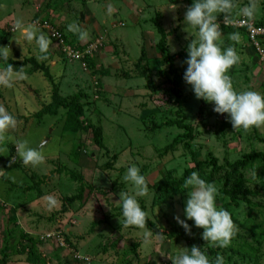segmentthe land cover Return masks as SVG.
I'll return each instance as SVG.
<instances>
[{
  "label": "rangeland",
  "instance_id": "374dc122",
  "mask_svg": "<svg viewBox=\"0 0 264 264\" xmlns=\"http://www.w3.org/2000/svg\"><path fill=\"white\" fill-rule=\"evenodd\" d=\"M190 3L191 0H0V21L2 25L6 24L2 33L5 30L11 33L9 40L4 42L11 47V57L22 60L23 56L35 54L33 48L32 52H28L31 45L22 40L19 45L13 39H20L10 30L17 18L36 22L40 29L46 28L50 32L58 29L67 39L64 42L66 48L57 40H52L48 59L39 61L42 66L46 64L49 67L51 81L43 72L27 64L26 71H22L23 79L15 81L11 88L0 86V106L13 114L17 121L16 128L8 135L27 139L31 147L41 146L45 157L36 168L25 166L16 157L14 143L8 141L4 145L5 151L1 152L7 157V165L0 160V168L5 171L0 174V196L4 198L7 195L11 204L24 202V207L18 210L26 207L37 210L30 219L33 229L28 228L29 232L60 233L59 241L48 238L41 246L42 253L47 257L43 264H62L64 261L70 264H172L167 255L175 254L178 248L188 247L187 240L177 242L164 236L163 240H155L149 248L142 243L140 230L122 224L117 201L120 191L130 192V186L121 180L127 167L135 164L148 181L149 194L137 199L139 204L140 200L145 201L152 219L160 216L158 214L164 215V212H173V216L184 219L187 191L173 197L172 205L167 208L164 204L154 205L153 185L168 175L169 170H175L176 176H181L185 167L194 166L189 151L184 148L187 140L198 160L215 159L218 164L233 162L246 153H264V127L247 132L234 130L225 118L227 114H216L212 111V104L196 99L183 79L182 112L185 122L194 129L193 138L181 139L172 149L166 150L167 146L174 144L173 139L177 135L185 134V129L163 125L179 120L180 116L177 114L178 106L173 102L175 95L169 88L173 79L168 71L169 65L163 63L160 56L156 57L159 51L155 42L159 40L160 33L153 19L156 13L161 14L159 22L167 32L171 54L185 49L184 55L174 61L175 70L183 73L187 45L194 38V30L187 29L183 23V14ZM247 3L248 0H236L233 16L240 6ZM109 6L112 7L111 13L107 12ZM9 13L14 14V20L8 19ZM217 19L220 23L222 15H218ZM254 20L264 23V0H258ZM70 23L86 30L88 39L82 41L69 32L66 26ZM220 25L222 46L232 44L242 56L241 63L228 73L234 87L237 90L252 88L264 93V59L261 54L251 44L242 46L230 41V32ZM187 31H192L193 37ZM90 40L91 45L86 48ZM77 46L83 47V51L92 53V56L85 61L69 58L65 49ZM141 52H145L143 58H140ZM139 60L148 70L149 80L132 79L138 76L136 65ZM4 67V63H0V71ZM103 71L111 74L103 76ZM125 73L131 79L123 76ZM148 82L153 90L156 88L155 93L146 86ZM54 89L57 90L56 97L64 102L76 96L83 105L82 119L89 118L101 126L103 148L95 143L91 131L77 135L64 132L67 110L63 107L57 109L56 115L39 117V111L49 103L52 109L56 108L52 94ZM155 125L161 128L153 130ZM75 148L79 158L74 157ZM115 154L119 158L114 168H103L104 163ZM9 157L15 166L10 165ZM202 165L206 175H209L212 165L206 162ZM227 173L224 170L209 181L217 186L216 204L223 208L229 201L221 193L228 180ZM245 173L253 193L247 196L248 201L240 198L231 203L229 212L239 228L236 236L256 244L258 241L249 230L255 233L262 231L264 235L263 162L254 161ZM75 176L81 177V180ZM30 187H36L37 191ZM81 189V199L72 203L67 201L76 197ZM49 195L57 201L52 210L48 209L45 200ZM3 204L4 208H0V258L1 249L9 247L8 254L12 260L7 264H30L24 261L25 254L18 255L16 252L19 247L14 248L17 236L7 231V228H13L8 217L15 209L9 203ZM23 215L18 211V217ZM169 221L177 224L174 219ZM193 229L196 232L201 230L194 226ZM262 240L257 251L258 262L247 258L235 262L241 257L236 254L228 259L232 252L229 249H221L219 255L224 258V264H264V237ZM61 242L66 247L60 248ZM133 242H140L136 251L132 250ZM74 253L80 256L79 260L73 259Z\"/></svg>",
  "mask_w": 264,
  "mask_h": 264
},
{
  "label": "clouds",
  "instance_id": "9594fccd",
  "mask_svg": "<svg viewBox=\"0 0 264 264\" xmlns=\"http://www.w3.org/2000/svg\"><path fill=\"white\" fill-rule=\"evenodd\" d=\"M257 7L258 0H248L247 4L239 7L236 12L238 17L234 18L236 0H191L183 14L186 28L194 30V38L187 45V55L183 61L186 65L182 75L183 81L190 86L196 99L212 104V111L216 114H227L225 118L232 128L244 132L264 127V93L252 88L237 90L234 87L228 73L230 69L241 63L242 56L232 44L222 46L220 24L250 25L256 17ZM107 12H112L111 6L107 8ZM218 15L223 17L220 23L217 19ZM66 27L69 32L76 34L78 39L82 41L88 39V32L79 25L70 23ZM235 29L236 31L228 33V39L243 44L240 41V30ZM10 30L20 38L18 40L13 37L17 44L20 45L22 40L32 46L37 61L48 59L52 39L48 33L38 27L36 22H25L23 18H17ZM187 33L193 37L192 31ZM51 36L54 37L55 33ZM243 45H247V41ZM10 56V48L0 45V63L5 64L3 71H0V86L7 88H11L15 81L24 78L22 71L14 70L12 64L7 63ZM16 125L15 116L0 106V152L5 151V143L11 141L14 143L16 157L20 162L25 166L36 168L45 159L41 146L31 147L27 139H16L8 135ZM4 172V169L0 168V174ZM8 178L14 179V177ZM121 180L130 186V192L118 193L117 202L123 218L122 224L124 227L140 230L142 243L150 248L155 240H163L164 235L154 233L146 227L147 213L141 208L137 199L149 194L148 181L135 164L127 167ZM182 188L187 190L183 207L184 219L176 215L173 219L184 229L185 234L192 235L193 226L201 228L203 231L200 236L206 245L213 248H227L236 237L239 228L231 218L230 212L216 204L217 186L193 171L186 178L183 177ZM45 200L49 210L55 208L57 201L54 197L49 195ZM188 220L192 221L191 226L187 223ZM45 236L57 241L60 239V233L57 232L50 231ZM59 244L66 246L64 242ZM178 249L175 254L167 255L172 264H224V258L220 255L210 259L205 246L192 245L190 248ZM74 257L80 259L78 254Z\"/></svg>",
  "mask_w": 264,
  "mask_h": 264
},
{
  "label": "trees",
  "instance_id": "16d2710c",
  "mask_svg": "<svg viewBox=\"0 0 264 264\" xmlns=\"http://www.w3.org/2000/svg\"><path fill=\"white\" fill-rule=\"evenodd\" d=\"M237 16L235 15L234 18ZM161 19V14L158 12L156 13L154 20V23L156 25V28L158 32L160 33V38L157 42H155V47H157L159 51V55L156 54V57H161V60L163 63H166L169 65V74L173 75V79H171V82L169 83V88L170 91L173 95H175L174 99V104L178 106V111L177 114L179 117V120H175L172 122L165 123L163 125H175L176 127L180 129H185V134L183 135H177L173 139V145L167 146L166 150H170L173 148V146L179 142L181 139L188 138L192 139L193 138V127L188 125L185 122V115L182 112V104L184 102L183 99V89L181 86V81H182V75L183 73H178L175 68H174V61L177 57H181L185 53V49L183 48L181 51L171 54L169 51L170 48V43L167 41V32L165 28L161 25L159 20ZM257 25L259 26H264L263 22L260 21H255ZM223 26V29H226L227 31L234 32L236 29L234 27L230 26ZM43 32L48 33L50 38L54 41L57 40L60 44L63 42H67L66 36L63 34L62 31L56 29L54 31H51L46 29V28H41ZM47 30V31H46ZM9 32V33H8ZM59 33L60 37L58 38L56 35L54 37L51 36L52 33ZM11 35L10 31L5 30L3 33L0 31V45H6V41L9 40V36ZM247 43L249 44V40H246ZM245 41V42H246ZM92 40L88 41L89 45H86L85 47L88 48L91 45ZM240 43V42H239ZM8 44V43H7ZM251 44V43H250ZM260 44L264 48V37L260 39ZM241 45V43H240ZM7 46V45H6ZM62 46V44H61ZM60 46V47H61ZM242 46H248V45H243ZM116 47V46H114ZM76 51L80 52L83 54L82 57L79 59L85 61L86 58L89 56H92V53H87L86 51H83V47L77 46L74 48ZM32 46L28 50V52H32ZM145 51V49H143ZM17 51V50H16ZM93 52V51H91ZM146 52V51H145ZM145 52H141V57L143 58L145 56ZM17 55H20V53L16 52ZM158 61V60H157ZM7 63L12 64L14 70H19V71H26L25 65L30 64L33 66L34 70L43 72L46 78H48L51 81V72L49 67L42 66L39 61L35 58V54L32 55L30 54L29 56H23L22 60H17L14 57L9 58ZM5 65V64H4ZM137 68L139 69L138 71V76L132 77L137 78V79H144V80H149V75H148V70L145 68V66L141 65V60L137 63ZM148 66V65H146ZM47 67V68H46ZM31 72V71H27ZM103 76H109L111 73L109 71H103L101 73ZM127 79H131L130 76H128L127 73L123 74ZM149 89L153 91V93L156 92V88L153 90L152 89V84L148 82L146 85ZM54 102H56V108L52 109L50 107V103L46 105L44 108H42L39 111V117H43L44 114H51V115H56L57 114V109L59 107H63L67 110L66 112V118L65 122L63 124V130L67 134L71 135H77L78 133L81 132H89L91 131L93 134V138L96 144L98 146L103 148V143H102V138H104L101 126L96 124L95 122H92L89 118L83 120L82 115H83V105L81 102H79L75 97L71 98L69 101L64 102L61 99H58L57 96V90L54 89L52 91ZM43 115V116H42ZM160 125H155L152 129H160ZM103 136V137H102ZM6 144V143H5ZM190 141H186L184 143V148L189 151L190 156H191V161L194 163V166L191 167H185L183 169V173L181 176H176L175 170H169V174L163 177L160 181H158L155 185H153V191H154V205H161L164 204L166 205L167 208H169L172 205L171 200L173 197H175L177 194H182L183 192H186L187 190L182 188V182H183V177H187L191 172L197 171L199 176L201 178H206V181H211L214 175L219 174L220 172L227 170L229 173L228 175V180L225 182L221 193L223 196L229 198V201L225 203L224 208L229 211V205L234 202H237L240 198L244 199V201H248L247 196L249 194H252L253 191L249 187V180L246 177L245 171L252 166L254 161L256 160H261L263 162V167H264V153L263 152H252V153H246L244 154L241 158L236 159L233 162H228L226 161L223 164H218L215 159H209L205 161L198 160V157L196 156L195 151L192 150L190 146ZM74 154L75 158H79V153L78 150L75 148L74 149ZM4 158V159H3ZM119 158L118 154H115L110 160H108L106 163H104L103 168H108V169H113L115 162H117ZM0 160L5 161V166L7 165V157L1 154L0 152ZM206 162L207 164L212 165V169L209 175H206L205 173V167H203L202 164ZM9 163H10V157H9ZM11 166H15V162L10 163ZM177 170V168H176ZM36 176V175H35ZM3 177V175H2ZM37 177V176H36ZM78 180H81V177L75 176ZM117 182V181H115ZM249 185V186H248ZM12 187V186H11ZM28 188V187H27ZM30 189L37 191L36 187H30ZM83 196V190L81 189L79 193L76 195V197H70L69 201L70 203L74 202L76 199H81ZM3 199V200H2ZM7 205L9 203L11 206L14 207L15 211L14 213L12 212L11 216L8 217L13 225V228L10 230L7 228V231H12L11 234L16 235L17 239L14 241V245L16 247H19V249L16 250L18 255L25 254V262H28L30 264H43L46 262V254L42 253L41 246L44 245L46 240L48 239L45 234L47 232H39L36 234H33L29 232L28 228L30 230L33 229L32 223H30V219L33 217V212L37 213V210H31L29 207L27 208H22V210H18L20 207H24V202H14L13 204L10 203L9 197L7 195L3 198L0 196V208H4V204ZM238 204V203H237ZM140 206L143 210L146 211L147 213V219H146V227H148L151 231L154 233H161L164 236L167 237V239H172L175 241H180L183 242L187 240V244H189V248L192 245H197L199 247H204L206 248L207 255L209 258H215L217 255H219V251L221 250L220 248H213L208 245H206V242L201 239L200 233L202 232L201 230H194L193 227H191V233L192 235H187L184 232V229L180 227L178 224H173V222L169 220H173V212H164V215L158 214L160 216H156V219H152V217L149 215V212L147 211V207L145 204L144 200H140ZM23 209H26L28 211H25ZM18 211L24 213L22 218L18 217ZM27 214V216H26ZM41 214V213H40ZM150 214L152 216L154 215V212L151 211ZM43 216V215H42ZM36 219V216H34ZM39 214H37V218H39ZM44 217V216H43ZM158 218V219H157ZM164 218V219H163ZM44 219V218H43ZM47 219V218H46ZM29 220V221H28ZM49 220V219H48ZM187 223L191 226L192 221L188 220ZM164 226H163V225ZM250 235L258 241L256 244H252L247 239H244L240 236H236L231 244L227 247L224 248L223 250H231L232 252L228 255L230 256L228 259H231V255H240L241 257L238 260H235V262H242L244 261L243 259L247 258L248 260H254L255 262H258V253L257 251L259 250L260 245L262 244V239L264 235H262V231L255 233L253 230H249ZM51 239V238H50ZM235 239H243V241H236ZM140 246V242H133L132 243V250L136 251V249ZM61 247H66L65 245L59 246ZM9 247H3L1 249V255L2 258H0V264H7L9 261H11V255L8 254ZM75 251H77L75 249ZM77 253H74L76 255ZM225 254V253H224ZM72 256L75 261H77V257ZM19 262H22V260ZM87 263V262H86ZM62 264H70L69 261H64Z\"/></svg>",
  "mask_w": 264,
  "mask_h": 264
},
{
  "label": "built area",
  "instance_id": "2783aa9c",
  "mask_svg": "<svg viewBox=\"0 0 264 264\" xmlns=\"http://www.w3.org/2000/svg\"><path fill=\"white\" fill-rule=\"evenodd\" d=\"M239 19V18H237ZM227 26H233L237 29L240 30V34H241V42L243 44H245V39L249 40V44L251 43V45H253V47L255 48L256 51H258L261 54V57L264 59V48L262 47V45L260 44V39L261 37H264V26H259L257 25L254 20L251 22L250 25H231L228 24ZM55 35L59 38L60 34L55 32ZM62 47L66 48V45L63 43ZM65 52L67 54V56L69 58H80L83 56L84 53H80L78 51H76L74 48L68 47L67 49H65Z\"/></svg>",
  "mask_w": 264,
  "mask_h": 264
},
{
  "label": "crops",
  "instance_id": "0c3cea01",
  "mask_svg": "<svg viewBox=\"0 0 264 264\" xmlns=\"http://www.w3.org/2000/svg\"><path fill=\"white\" fill-rule=\"evenodd\" d=\"M1 6H4V3H3V2H1ZM7 16H8V19H9V20H14V14L12 15V13H9ZM12 18H13V19H12ZM1 22H2V21H0V31H2V29H4L5 26H6V24L2 25ZM10 25H11V24H10ZM3 26H4V28H3ZM8 47L11 48L10 46H8ZM0 100H1V99H0Z\"/></svg>",
  "mask_w": 264,
  "mask_h": 264
}]
</instances>
